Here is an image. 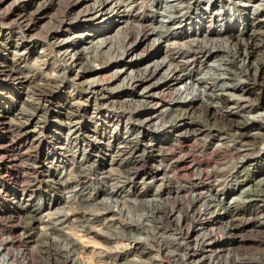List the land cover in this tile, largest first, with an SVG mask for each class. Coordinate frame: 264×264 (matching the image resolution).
<instances>
[{
    "label": "bare ground",
    "instance_id": "bare-ground-1",
    "mask_svg": "<svg viewBox=\"0 0 264 264\" xmlns=\"http://www.w3.org/2000/svg\"><path fill=\"white\" fill-rule=\"evenodd\" d=\"M58 1L0 0L1 21L5 22L14 19L22 27L20 32L7 31L4 33L0 30V78H6L9 81L12 80L17 84H21L23 80H27V76L22 75V72L20 73L18 70V63L26 60L28 55L38 53L37 48L41 49L38 58L39 61H42V65L44 61L48 60L50 56L55 55V53L59 55V59L62 62L55 70L57 73L53 75L43 74L45 79L42 80V83L36 84V82V85L33 84L34 88L31 90L33 97H28L17 111L18 115L20 114L19 118L22 119L16 125L20 134L17 140L18 144L24 149L33 148L36 151L39 142L37 143V138L31 139V131L28 128L31 122L36 120L34 123L44 124L53 114L61 115L62 112V116L69 121L76 117L77 114L75 115L74 113L79 112L82 107L85 110L84 101H81V98L77 94H70L68 96L71 99L70 104L68 103L70 108L66 111L67 100L64 101L63 97L57 92V89L60 90L61 87L59 82H62L67 77L66 73H75V77L72 79L71 89L75 88V79L83 80V84L86 85V89L95 103L98 105L100 98L104 106L103 110L96 109L97 114L112 113L121 119L126 115L127 117L125 118L129 122H133L135 117L138 118L146 114L141 121L137 119V125L143 129L141 139L148 134L151 138H154V141L143 145L141 144L139 136L136 135L134 138L123 142L125 146L123 154H129V157L123 158V164H121L122 168H124L123 176L125 181H123L133 185L134 190L131 193L132 195L135 194V196L132 198V202L135 201L136 205H140L148 211L152 219L155 218L158 223L164 225L169 223L170 217L174 216V211L180 212L185 219L183 230H179L180 239L182 240V244L177 245V251L181 254L179 264H264V238L256 242L261 256L246 255L239 257L234 254L231 255L233 250H235L233 248L234 240L239 236H244V234L246 237H252V233L254 232H257V234L259 232L263 233L264 221L257 223L255 222L257 219H255V221L243 222L242 219V222H237L236 218L238 220L240 218L238 217L239 212H241L240 209H237L238 211L235 215L229 211L227 212L219 200L214 202L215 197L213 198V196L208 195L206 192V187L215 192H226L227 190L224 187L227 184V180L233 174L239 176L238 174L241 173L234 171L232 174V170H238L237 168L242 167V163L248 160L249 157H258L259 154L264 153V116L262 115L263 117L260 116V118L258 116H249V113L256 111V109L261 108L264 110V98L262 103H260V97L257 90H255L256 88L248 90L247 86L243 87L245 83H248L249 86L256 83L258 84L259 92L262 91L264 93V58H261L258 62H255L256 60L252 62L248 61V58L254 57L257 51L264 53V35H261L258 30L259 26L263 25L264 22L257 24L255 28L253 24H250L248 27L246 26L248 28V34L240 35L241 38L238 41V37L234 34L230 26L220 28V31L215 28L210 29V27L204 25L203 18L200 14H195L202 21L199 28L197 30L194 28V31L191 33L184 31L186 23L178 20L179 15L177 14L178 12L181 13L182 9L186 12L192 10L190 5H185V7L183 6L184 8L168 6L170 10L165 15L161 12L150 11L151 23L148 25L145 20L131 18V15L127 19H123L122 15L114 16V11L121 9L123 5H127V7L129 5H136L134 8H137V5H148V7L141 6V8L150 10L151 3L149 4L148 1L68 0L67 6L63 11L61 10V17L55 20L54 17H56L55 14L57 13L55 8L59 4ZM221 1H224V6L225 3L230 4V0ZM254 1L256 0H242L239 7H245V11L252 10L254 13H264V0H257L259 2H256L257 4L253 3ZM151 2H156L158 5L167 4V0H151ZM57 15L59 16V11ZM183 16H186V14L183 13ZM214 16L215 14L210 18H214ZM115 18L119 19L117 20ZM46 22L49 28H47L48 31L42 40L38 38L37 33ZM117 23L116 30L121 37L120 43H122V46H120L121 49L115 50L118 57L132 53L135 55L139 54L135 53L136 50L133 48L134 44L140 42L138 44L141 45V42L153 38L152 41L159 46L160 50L157 54H153V52L149 53L147 59L150 61V59L155 58L159 53L163 52L165 47L169 48V45L165 43L166 39L161 43L159 42L164 35L166 37H174L176 35V38L183 39V41H180L182 43L173 41L171 45L175 47V50L172 49L174 52L167 54L161 61H154L152 65L150 63L151 66L147 64V66L141 69L134 62L129 65V70L132 71L131 73L127 72V70L124 71V69L118 72H111L113 66L117 63L114 61L116 58L111 56V58L109 56L105 57L102 54L100 55L99 52L101 48L105 47L111 41H114L117 37L108 35L104 37L103 41H98V38L95 41L92 39L84 40V38L89 33L106 35L105 33H108V28ZM153 23L158 25L154 26ZM75 30L78 31L73 33ZM105 60H108V62ZM9 62H11V65H9ZM164 67H167L164 72L168 73L169 79L161 81L160 78L155 80L156 76L159 75ZM52 71H54V68ZM256 72H258L257 76L260 81H257L255 78ZM196 75H198L196 80L199 87H196L192 83L189 87L185 86L183 92L177 89V83L185 79H190L191 76L194 78ZM122 76L126 78H122V82L124 79L125 81L128 79V87H125L122 82V84L115 83ZM233 84H240V87L236 90ZM125 89L130 90L127 95H140L145 103L150 100V103L152 102V108L149 109L147 104L141 105V100L134 101L132 99L129 100L132 106H138V108L139 106L143 107L142 110L134 112V115L128 108H124L122 105L117 107L121 103L116 98L124 93ZM139 89L140 91L137 92ZM194 92L197 93L192 98H187L188 96L186 95H191ZM171 94L176 95L178 98L175 99L173 97L174 99H172L167 107L158 109L163 99L169 95L171 96ZM250 96H253V99ZM56 99H60V103L62 101L64 102L58 104L57 110L50 108L51 103ZM44 103H47L48 106ZM196 103H199V105ZM3 110L8 111L4 108ZM158 115L160 116V125L152 131L153 123L151 122ZM185 121L192 122L189 130L186 129L184 132H181L183 131L182 128L174 126L175 123L182 124ZM10 122H12L11 119L8 121L2 119V108L0 107V125L8 129L11 125ZM168 125L169 128L174 130V136L180 138L177 140L163 139V134ZM259 125L261 127H258ZM67 128L68 131L63 137L64 142L55 147L57 148V152L54 151L52 155L49 154L53 159H50L48 162L49 165L46 171L44 170L45 164H41L37 159V151L35 152L30 168H25L35 176L37 174L40 177L38 182H36L35 177L27 178L26 176V178L22 179L21 176L19 177L17 175L18 169L13 170L11 169L12 167L10 168L12 166L11 164L16 162V159L9 155L11 147L0 142V190L5 193L4 196L7 192H11L14 187H18L22 193V197L17 199L18 202H13L18 207L15 212L9 207L3 210L7 214L8 219H14L18 223L23 221L17 228L21 233L28 235L26 238L27 241L25 240L26 243L34 233L33 230L35 228H33V223H37L39 220L36 215H39L40 210H29L27 208L28 202L34 194V190H36V186H42L50 193L59 191L66 192L70 190L73 181H82L83 190L80 196L83 198V208L85 209V206L91 201H97L96 215L97 217H101V219L98 218L96 226H103L106 221L104 219L105 217H111V222L114 221V215L119 217L118 212L120 209L117 211L113 209L117 206V200L115 198L113 200L114 191H109L110 189L102 190V188L106 187H102L103 184L111 181L108 178L109 176L107 177L106 175L112 173L113 170L112 168L108 171L100 169L102 157L97 153L91 154L97 146L94 145L97 142V138L95 137L96 132L94 131V136L90 135L93 131L91 132V129L87 126L83 127V133L79 132V128L73 126ZM150 128L152 132H148ZM7 129L6 131L9 130ZM43 129V127L40 128L39 134H43ZM35 130L37 131L36 126ZM135 131L133 129V135H135ZM159 135L160 140H155ZM103 137L105 138L106 136ZM81 140L86 144L85 148L82 147V149L79 146ZM192 142H198L196 148L200 155L208 154L213 157L211 165L210 163L203 164L196 162L190 157L191 155L188 156L186 151L189 150L187 148H189ZM215 142L218 145L214 149L213 144ZM168 148L169 150H167ZM77 151H81L83 154V158L81 157L82 159L78 163L74 160L75 155H71V153L74 154ZM225 154L230 155L232 161L230 164L220 165L218 163V157H222ZM70 156L71 159H69ZM188 158H191V160H188ZM69 160L70 163H68ZM72 162H76L74 164L78 165L74 166L76 171L74 173L71 171L65 175L64 170L66 169V165H73L71 164ZM155 162H158L164 168L162 174L158 170L160 166H155ZM75 168L72 169L74 170ZM261 170L258 167V171L261 172ZM141 174L144 177L150 178L151 182L158 176H161L159 179L161 183L156 189L158 196L164 194L169 198L172 195L174 202L177 200L182 201L186 198L188 199V204L183 206L182 204L172 203L173 208L171 206L169 207L170 204L168 202H155L153 205L148 203L144 204L136 196V194H139L138 192L143 193V187L138 191L137 186L139 182H135ZM174 175H185L191 178L180 184L176 183L177 185L173 186L175 181L172 176ZM20 179L21 181H19ZM151 182L146 183L143 181L142 185L144 186V190L150 188ZM93 184H97L96 188L94 187V191L96 190L94 194L90 192L92 191L91 186ZM115 187L117 188L119 186ZM121 189L123 191V188ZM29 192H32V195L30 194L31 196H28V199H23L25 194ZM101 193H104L102 199L97 200ZM206 210L210 213L209 219L215 217L216 212L219 210H224V214L229 220L220 225L217 224L214 218L210 222L209 220L203 222L200 217L202 211ZM31 211H34L33 214ZM57 211L58 209L54 210L53 213ZM107 213L109 215L104 216ZM150 221L152 222L151 219L148 222ZM88 223L89 219L83 218V224H79L83 233L85 232L92 239L103 237V232L96 230L95 226L92 227ZM96 223L94 222V224ZM122 226L123 228L125 227L124 224L117 223L118 229L117 227L114 228V230L117 229V234L114 235H119L120 227ZM46 227L48 226L46 225ZM17 228L15 230L12 228L8 229L6 234L10 235L12 232H17ZM155 228H161L162 232H165L164 228L159 225L155 226ZM125 229L126 233L131 235L130 239L132 242L129 246H131L130 251L133 253L132 256L137 258V261L133 264H142L139 260L145 259L144 257H147V260H150L151 264H158V260L155 259L156 257H149L152 254V249L147 247L148 245L144 244L143 240V243L138 242L139 239L136 238V232L139 230L142 231L144 228L137 229L128 223ZM53 230L55 229L53 228ZM17 244L18 242L13 244L12 242L3 240L0 236V264H31L21 252L16 250L15 245ZM69 244L73 249L78 246L75 241H70ZM129 249L127 250L128 254L130 252ZM135 257L133 260H135Z\"/></svg>",
    "mask_w": 264,
    "mask_h": 264
},
{
    "label": "rangeland",
    "instance_id": "rangeland-1",
    "mask_svg": "<svg viewBox=\"0 0 264 264\" xmlns=\"http://www.w3.org/2000/svg\"><path fill=\"white\" fill-rule=\"evenodd\" d=\"M8 1H12V0H8ZM144 1L146 2L148 1L149 4L151 3V6H150L151 8H149L150 10L141 8V6L148 7V5H141V6L137 5L138 6L137 8H134V6L136 5L134 6L129 5L128 7L127 5H123L121 9L114 11V16L116 17L119 15H122L123 19H127L128 16L131 15V18L133 17L137 20L143 19L145 20L146 24L150 25L151 23L150 11L161 12L165 15L170 10L168 6L184 8L185 5H190L192 10H189L186 12L184 11V9H182L181 10L182 14L180 12H178L177 14L179 15L178 20H180L182 23L184 22L186 23L184 26L185 27L184 31L191 33L192 31H194V28L195 30L199 28L202 21H200V19L197 18L195 14H200L201 17L203 18L204 25H207V27H210V29L215 28L218 31H220V28H223L225 26H230L234 34L238 37L237 38L238 41L241 38L240 35L248 34L247 27L250 24H253L255 28L257 24H262L264 22V13H261V12L254 13V11L252 10L245 11L244 10L245 7H239L240 3H242L241 2L242 0H230V4L225 3V6H224V1H221V0H211V1L210 0L209 1L208 0H202V1H199V0H167L166 5L165 4L158 5L156 4V2L152 3L151 0H144ZM256 2L257 0L254 1L253 3H256ZM58 3L59 4H57L55 8L57 12L55 14L56 17H54L55 20L61 17V13H62L61 10L63 11V9L67 6L68 0H59ZM58 11H59V16L57 15ZM183 13L186 14V16H183ZM213 14H215L214 18H210ZM115 19L118 20L119 18H115ZM11 20L2 22L0 19V30L2 32L6 33L7 31H17V32L21 31V28H22L21 24L18 23L14 19H11ZM153 24L154 26L158 25L156 23H153ZM117 25L118 23L108 28V33H105L106 35H101V33H95V34L89 33V35H87L84 38V40L92 39L93 41H95L96 38H98V41H103L104 37L108 35L115 36V38L117 37L114 41L110 42L111 44L109 43L110 45L107 44L105 47L101 48L99 52L100 55L102 54L105 57L111 56L113 58H116V60L114 59V61H116L117 63L113 66L111 72H114V71L118 72L124 69V71L127 70V72L131 73L132 71L129 70V65L133 64L134 62H136L139 68L141 69L147 66V64L150 65L151 63L152 65L154 61H157V60L161 61V59H163V57H166L167 54H171L172 52H174L175 47L174 45H171L173 41H179V42L183 41V39H180L178 37L176 38L175 37L176 35H174V37L173 36L166 37L164 35L162 39L159 40V42L161 43L162 41L166 39L165 43L169 45V48L165 47L163 49V52L159 53V55H157L155 58L150 59V61L147 59V56L149 55V53L153 52V54H157L160 50L159 46L155 44L154 41H152L153 38L145 42H141V45L138 44L140 42H137L134 44L133 48H135L136 50L135 53H139L140 55L139 54L135 55L134 53H132V54H127V55L118 57L115 50L119 48L121 49L120 46H122V43H120L121 37L119 36L116 30ZM47 28L49 27H47V22H46V24H43L41 29L38 30V33H37L38 38L42 40L44 39V36L46 35V32L48 31ZM258 30L260 31L261 35H264V24L260 25ZM76 31L78 30L73 31V33H76ZM228 44H230V42H228ZM126 45L128 46V44ZM37 52L38 53L36 54L32 53L28 55L26 60L18 63V67H19L18 70L20 71V73L22 72L21 73L22 75L27 76V80H23L21 84H17L16 82L12 80L9 81V79L3 78V77L0 78V107L2 108V119L7 120V121L11 119L12 121L10 122L11 125L8 128L9 130L5 127L3 128L0 125V142H2L3 144H6L7 146L9 145V147H11V152L9 153V155L13 156L12 158L16 159V162H14V164H11L12 166H10V168L12 167L11 169L13 170L18 169L17 175L19 177L21 176L22 179L26 178V176L27 178L35 177V180H37L36 182H38L40 180V177L37 174L35 176L33 173L25 169L26 167L30 168V165L33 163V157L35 155V152L37 151L36 152L37 159L40 161V163L45 164L44 170L46 171L49 165L48 162L50 161V159L51 160L53 159L52 156H49V154L52 155V152L54 151L57 152L56 151L57 148L55 147L61 145L64 142L63 137L68 131L67 127L73 126L75 128H79V132L83 133V127L87 126L89 127V129H91V132L93 131V133H91L90 135L94 136L95 134L94 131H95L96 132L95 137L97 138V142L94 144L95 146L97 145L96 149H94L91 154L97 153L98 155L102 157L101 162H100L101 163L100 169H103L104 171H108L109 169L112 168L113 170L112 173H109V175L108 174L106 175L107 177L109 176L108 178L111 181L105 182V184H103L102 187H105V186L106 187L102 188V190L110 189L109 191L112 190L114 191V193L116 194L118 193L117 195L115 194V197L113 193V200L114 198L117 200L116 202L117 206L113 209L115 211L120 209L118 212L119 217H116L114 215L113 222H111V217H105L104 218L106 220L105 224L99 227L96 226L97 225L96 221L98 220V218L101 219V217H97L96 215V212H97L96 202L97 201L96 202L91 201L85 206L86 207L85 209L83 208V198L82 196H80L81 191L83 190L82 181L81 182L73 181L70 187V190L66 192L59 191V192L50 193V192H47L44 187L36 186L35 188L36 190H34L33 195L31 194L32 192H29L25 194V196L27 197L24 196L23 198V199H28L32 195L28 202L27 208L29 210L31 209L40 210L39 215L38 214L36 215L38 217L36 218L39 220L37 221V223L36 222L33 223V228H35L33 230L34 233L32 234V237L26 243L27 241L26 238L28 235L21 233L20 231H18L19 229L17 228L18 226L21 225L23 221H20L18 223V221L14 219H11V220L8 219L6 216L7 214L4 211L6 207L13 209L14 212L18 209L17 205L13 202L14 201L18 202L17 199L22 197V193L18 187H14V189L11 192H7L5 196H4L5 193L2 192V190H0V229H1L0 236L1 238L3 240L12 242L13 244L18 242V244L15 245L16 250L21 252L31 264H133L134 262L137 261L136 260L137 258L135 256H132L133 253L132 251H130L131 246L129 245L132 242V240L130 239L131 235H129L125 231L126 230L125 227L129 223L130 225L134 226L137 229L144 228V230L142 231L139 230L138 232H136V238L139 239L138 242L143 243L144 241V244L148 245L147 247L152 249L151 251L152 256L150 255L149 257H154V258L156 257L155 259L158 260V264L159 263L179 264L180 262L179 259L181 258V254L180 252L177 251V245L182 244V240L180 239L181 237L179 235V230L180 229L183 230V224H184L185 219L182 217L180 212L174 211L173 213L174 216L170 217L169 223H167L166 225L162 223H158L155 218L152 219L148 211H146L140 205H136L135 201L132 202V198L135 196V194L132 195L131 193V191L134 190L133 185L131 183L124 182L125 181V178L123 176L124 168H122L121 164H123V160H124L123 158L129 157L128 156L129 154L128 155L123 154V151H125V148H124L125 146L123 142L130 140L131 138H134L136 135L139 136L141 140V144L143 145L149 144L150 142L152 143L154 141V138H151L148 134L145 135L141 139L143 135L142 133L143 129H141L142 127L137 125L138 124L137 119L141 121L143 117H145L146 114L138 118L135 117L133 122L132 121L129 122L128 120H126L127 119L125 118L127 117L126 115L123 117V119H121L119 118V116H117L116 114H112V113H103L102 115L97 114L96 109L103 110L104 108V106L102 105V102L100 101V98L98 100V105H97L95 101L93 100L92 96L89 94L88 90L86 89V85L83 84V80L81 79H75V82H74L76 84L75 88L71 89L72 79H74L75 73H72V74L66 73L67 77L62 82H59L61 86L60 90L57 89V92H59V95L63 97V100L64 101L67 100L66 111L69 110L70 108L69 104H70L71 99L70 97H68L70 94L71 95L77 94L79 98H81V101H84L85 110H83V107H82V109L79 112L74 113L75 115L77 114L76 117L72 118L69 121L68 119L62 116L63 114L62 112L61 115L53 114V116L50 117L49 120L46 121V123L44 124L34 123L36 122V120L31 122V124L28 125V128L31 131V139L37 138L38 140L37 143L39 142L38 143L39 145L36 151H34L33 148L24 149L22 146L18 144L17 140L19 139L20 134H19V131L16 125L18 121L20 122V120L22 119L19 118L20 114L18 115L17 111L21 107V104L25 102L26 99H28V97L29 98L33 97L31 93V90L34 88L33 84H35L36 82H37L36 84H40V82L42 83V80L45 79V76H44L45 74L53 75L54 73H57L55 70L57 69L58 65L62 64V62L59 59V55L55 53V55L50 56L48 60L44 61L42 65L41 64L42 61H39V58H38L39 54L41 53V49L37 48ZM261 58H264V53L262 51H259V52L257 51L254 57L248 58V61L252 62L253 60H256L255 62H258V60H260ZM105 61L108 62V60H105ZM10 63L11 62H9V65H11ZM53 68H54V71H52ZM166 68L167 67L163 68V70L159 73V75L156 76L155 80H158L160 78H161V81L169 79L168 73L164 72ZM255 75H256L255 78L257 79V81H260V79L258 80V76H257L258 72H256ZM124 76L120 78L121 81L117 80L115 81V83L116 84L123 83L125 87H128V84H129L128 79L125 81L126 78ZM197 76L198 75L194 76V78L191 76L190 79H185L182 82L177 83L176 85L177 89L183 92L185 90V86L189 87L192 85V83L196 87H199L198 86L199 84L197 83V80H196ZM122 78H125L123 82H122ZM257 85L258 84L255 83L254 85L249 86L248 83H245L243 84V87L247 86L248 90L256 88L255 90H257V93L259 94V97H260L259 101L260 103H262V100L264 98V93L262 91L259 92ZM233 86L237 90L240 87V84H233ZM96 88H99V87H96ZM73 90L75 91L73 92ZM129 91H130L129 89H125L124 93L120 94V96L116 98L121 103L117 107L122 105L124 108H128V110H130V112L133 113L134 115V112H136L137 110H142L143 107L139 106L138 108V106L137 107L132 106V103L129 102V100L132 99L134 101L141 100V105L147 104V106H149V109L152 108V104H151L152 102L150 103V100L147 103H145L144 100L140 97V95H136V96L127 95ZM139 91L140 89L137 92ZM196 93L194 92L193 94L186 95V96H188L187 98L190 99ZM173 97L175 99L178 98L176 95H172V94L171 96L169 95L168 97L163 99L158 109H163L164 107H167V105L171 103L172 99H174ZM251 97L253 99V96H250V98ZM59 100L58 99L53 100V102L50 105L51 106L50 108L57 110L58 104L64 103L63 101L60 103ZM44 104L48 106L47 103H44ZM196 104L199 105V103H196ZM3 108L7 109L10 112L4 111ZM156 114H158V112H156ZM250 115L258 116V118H260V116L262 115L264 116V110L261 108L256 109V111L250 112L249 116ZM159 118L160 116L158 115L151 122L153 123L152 131L154 128L160 125ZM57 121L60 123H58ZM185 122H182V124L175 123L174 126L182 128L183 131L181 132H184L186 129L187 130L190 129V124L192 123L190 121H185ZM65 125H68V126H65ZM35 126H36L37 131L35 130ZM42 127L44 128L43 129L44 132L43 134H39L40 128ZM258 127H261V126L259 125ZM6 129L8 131H6ZM133 129L136 130L135 135H133L134 134ZM152 131L150 128L148 132H152ZM54 133H57V134H54ZM163 135H164L163 139H167V140H170V139L177 140L178 138H180V137L176 138V136H174V130L169 128V125L166 127V130ZM103 136H106V137L104 138ZM155 140L159 141L160 135ZM196 144H198V142L197 143L192 142L189 148H187V150L189 149L188 150L189 152L186 151L188 153V156L191 155L190 157H192V159H194L196 162L203 163V164L210 163L211 165L212 164L211 161L213 160V157L208 154L200 155L197 152ZM85 145H86L85 142H82V140L79 142V146H81L80 147L81 149L82 147L85 148ZM217 145H218L217 142H215L213 144V148L215 149ZM167 150H169V148ZM81 151H77L74 154L71 153V155L73 156L75 155L74 160L77 163L80 162V160L83 158V154ZM69 159H71V156L69 157ZM188 160H191V158H188ZM231 161L232 160H231L230 155L225 154L222 157H218V163L220 165H224L226 163L230 164ZM76 162H72L71 164L73 165H70V164L66 165L67 170L66 169L64 170L65 175L69 174L71 171H73V173L76 171V168L74 167V166H78L77 164H74ZM233 162L235 161L233 160ZM68 163H70V160ZM242 165H243L242 167L237 168L238 170L236 169L232 170L231 172L232 174L234 173V171H239L241 173L238 174L239 176H237V174H233L232 175L233 178L231 177L230 179L227 180V184L224 187L227 190V191L225 190L226 192H222V193L215 192L213 190H209L208 187H206V192L208 195L213 196V198L215 197L214 202L219 200V202H221L224 205L223 207L225 208V210H227V212L229 211L230 213L235 215L237 211L240 209L241 212H239V216H238L240 217L239 220L238 218L235 217L237 222H242V219H243V222H247L251 220L255 221V219H257L255 221L257 223L262 222L264 221L263 220L264 219V197H263L264 196V193H263L264 192V180H263L264 179V174H263L264 173V153L259 154L258 157H254V156H251V158L249 157L248 160H245V162L242 163ZM155 166L157 167L160 166L158 170L162 174V172L164 171V168L161 165H159L158 162H155ZM258 167L262 169L261 172L258 171ZM72 168H75V169L73 170ZM69 169L71 170L69 171ZM24 171L25 172L27 171V172L25 173ZM160 177L161 176H158L153 182H151L150 178L144 177V175L141 174L139 178L135 180V182H139L137 186L138 191H140V189L143 187V193L138 192L139 194H136L137 198L139 200H142L144 204L148 203L151 205L155 204V202L156 203L168 202L170 204L169 207L171 206V208L174 207L172 206V203H176L178 205L182 204L183 206L187 205L188 199L186 198L183 199L182 201L177 200L174 202L172 199L173 197L172 195L168 198L164 194L161 196H158L156 194V189L158 188V185L161 183V181L159 180ZM172 178L175 181L173 186H176L177 184H180L184 182L185 180H188L191 177L185 176V175H182V176L174 175L172 176ZM19 181H21V179ZM143 181L146 183L151 182L150 188L145 189L147 191L144 190V186L142 185ZM96 185L93 184L91 186L92 191L90 192L92 194L96 192V190L94 191V187L96 188ZM115 186H119V187L116 188ZM121 188H123V191ZM118 189L119 190L121 189V190L119 191ZM173 190L175 191V189ZM256 192L258 195L256 194ZM103 195L104 193H101L98 196L97 200L102 199ZM231 202L232 203L234 202L233 205ZM56 209H58V211L56 213H53V211ZM208 210L202 211L201 217H200L201 221L204 222V221L209 220L210 222L214 218L216 219L217 224L220 225L226 222L227 220H229L227 216L224 214V210H219L218 212H216L215 217L209 219L208 217H210V213ZM33 212L34 211H31L32 214ZM254 213H256L255 214L256 216L254 215ZM107 215H109V213L105 214L104 216H107ZM83 218L89 219V223H90V224L88 223L89 225H91L92 227L95 226L96 230L103 232L104 233L103 237L92 239L91 236L86 235L85 232L83 233V231L79 227L80 225L83 224ZM116 219L117 221H115ZM149 219H151L152 222L151 221L148 222ZM78 222L80 225L78 224ZM94 222L96 224H94ZM117 223H120L121 225L124 224L125 227L124 228L123 226L120 227L121 230L119 232V235H114V234H117V229H118ZM46 225L48 227H46ZM158 225L163 227L165 232H162L161 228L156 229L155 226H158ZM116 227L117 229L114 230V228ZM11 228L14 230L15 228H17V232H14V233L12 232L10 235L6 234L7 233L6 231ZM53 228L55 230H53ZM145 229L146 230L148 229V230L146 231ZM108 236H110V238H108ZM263 238H264V232L263 233L259 232L258 234L257 232H254L252 233V237L250 236L246 237L245 234L244 236L242 235L241 237L240 236L237 237L233 243V248H235V250H233V253H231V255L234 254L235 256H239V257L240 256L243 257L246 255L256 256V257L261 256L260 255L261 253L259 252L258 247L256 246V242L259 239H263ZM70 241H75L76 244L78 245L76 248H74L75 250L72 247H70V244H69ZM128 249L130 251L129 254L127 251ZM158 251L160 252L159 254H158ZM134 257H135V260H133ZM144 258L146 260L145 259L139 260L142 264H151V261L147 260V257H144Z\"/></svg>",
    "mask_w": 264,
    "mask_h": 264
}]
</instances>
